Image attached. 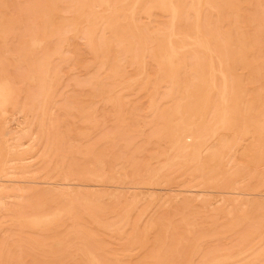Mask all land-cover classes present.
Here are the masks:
<instances>
[{"label": "rangeland", "instance_id": "rangeland-1", "mask_svg": "<svg viewBox=\"0 0 264 264\" xmlns=\"http://www.w3.org/2000/svg\"><path fill=\"white\" fill-rule=\"evenodd\" d=\"M200 1L0 0V264H264V0Z\"/></svg>", "mask_w": 264, "mask_h": 264}, {"label": "bare ground", "instance_id": "bare-ground-1", "mask_svg": "<svg viewBox=\"0 0 264 264\" xmlns=\"http://www.w3.org/2000/svg\"><path fill=\"white\" fill-rule=\"evenodd\" d=\"M106 1V0H105ZM182 2V1H181ZM180 2V3H181ZM200 2H203V0L202 1H200ZM206 2V1H205ZM200 4V3H199ZM204 5V4H203ZM174 6V5H173ZM200 6V5H199ZM177 7V6H176ZM181 7V6H180ZM202 7V6H201ZM203 8V7H202ZM199 11H200V9H199ZM199 13V12H198ZM198 13H197V15H198ZM175 14V13H174ZM177 15V14H176ZM198 18V17H197ZM198 24V23H197ZM196 24V25H197ZM198 26V25H197ZM200 27V26H199ZM198 27V28H199ZM198 30V29H197ZM201 32V31H200ZM202 34V33H201ZM199 35H200V33H199ZM172 37V36H171ZM173 38V37H172ZM202 40H204L203 38H202ZM205 41V40H204ZM204 43V42H203ZM179 45V44H178ZM173 46L175 47V45L173 44ZM205 46H207V45H205ZM198 47H200L201 49H202V46H200V45H198ZM208 47V46H207ZM206 47V48H207ZM203 48L205 49V47L203 46ZM208 53V52H207ZM214 53V52H213ZM194 57V56H193ZM212 63V62H211ZM210 63V64H211ZM220 63V62H219ZM214 65V64H213ZM222 66V65H221ZM211 67H213V69L212 70H214V66H211ZM222 69V68H221ZM222 71V70H221ZM197 81V80H196ZM195 81V82H196ZM196 84V83H195ZM196 86V85H195ZM197 87V86H196ZM211 87V86H210ZM189 88V87H188ZM200 88V87H199ZM211 89V88H210ZM209 89V90H210ZM231 89V88H230ZM193 90V89H192ZM202 90V89H201ZM220 91V90H219ZM198 92H199V90H198ZM226 94V93H225ZM205 95V94H204ZM198 96V95H197ZM226 96V95H225ZM224 96V97H225ZM223 97V98H224ZM231 97V96H230ZM213 98V97H212ZM231 99V98H230ZM199 100V99H198ZM204 100V99H203ZM224 100V99H223ZM213 101V100H212ZM201 101L199 100V103H200ZM223 102V101H222ZM198 103V104H199ZM207 103H208V101H207ZM201 104V103H200ZM229 105H230V103H228ZM192 106V104L190 105V107ZM195 106V105H194ZM226 106V105H225ZM196 107V106H195ZM199 108H201V106L199 107ZM191 110H192V108H190ZM189 109V110H190ZM195 108H193V110H194ZM21 110V109H20ZM192 110V111H193ZM201 110V109H200ZM229 113V112H228ZM227 114V113H226ZM194 116H196V115H194ZM193 117V116H192ZM185 118V117H184ZM225 118H226V116H225ZM2 120V119H1ZM186 120V119H185ZM3 121H5V120H3ZM192 121V120H191ZM1 122V121H0ZM5 123V122H4ZM186 124H188V123H186ZM186 126V125H185ZM227 127V126H226ZM6 129V128H5ZM23 131V130H22ZM27 131V130H26ZM4 133V132H3ZM7 133V132H6ZM23 133V132H22ZM19 134H20V132H19ZM198 134V133H197ZM5 135V134H4ZM22 135V134H21ZM10 137H11V135H9ZM13 136V135H12ZM20 136V135H19ZM24 136V135H23ZM15 137V136H14ZM27 137V136H26ZM188 137V136H187ZM189 138V137H188ZM20 139V138H19ZM190 139H191V137H190ZM15 141H17L16 139H15ZM20 142V141H19ZM18 142V143H19ZM8 143H10V142H8ZM8 145V144H7ZM27 146V145H26ZM29 146V145H28ZM13 148V147H12ZM33 148V147H32ZM30 149V148H29ZM191 150V149H190ZM191 151H193V149L191 150ZM24 153V152H23ZM192 153V152H191ZM30 154H32V153H30ZM205 154H206V152H205ZM10 158V157H9ZM31 158V157H30ZM24 160H26V159H24ZM24 160H22L23 162H24ZM34 160V159H33ZM11 161H13V159H11ZM14 162H15V160H14ZM13 162V163H14ZM26 162H28V161H26ZM30 162V161H29ZM5 163V162H4ZM11 163V162H10ZM9 163V164H10ZM6 164H7V162H6ZM28 166V165H27ZM33 169V168H32ZM37 169V168H36ZM45 169V168H44ZM4 170V169H3ZM28 170V169H27ZM30 170V169H29ZM39 171V170H38ZM24 172H26V171H24ZM37 172V171H36ZM31 174V173H30ZM32 175V174H31ZM9 176V175H8ZM22 176V175H21ZM64 179V178H63ZM9 192V191H8ZM5 195V194H4ZM40 195V194H39ZM43 195V194H42ZM41 195V196H42ZM45 196H48V195H45ZM53 197V196H52ZM57 197V196H56ZM10 198V197H9ZM32 198V197H31ZM39 198V197H38ZM8 199V198H7ZM26 199V198H25ZM40 199V198H39ZM54 199H55V197H54ZM20 200V199H19ZM1 201V200H0ZM6 201V200H5ZM23 206V205H22ZM24 208V207H23ZM35 208V207H34ZM21 213V212H20ZM43 216V215H42ZM28 217V216H27ZM35 217H37V216H35ZM34 217V218H35ZM30 218H32L31 216H30ZM27 219V218H26ZM256 226V225H255ZM260 226V225H259ZM264 226V225H263ZM260 228V227H259ZM256 229V228H255ZM261 229H262V227H261ZM257 231V230H256ZM261 231V230H260ZM259 234V233H258ZM248 236V235H247ZM256 236V235H255ZM252 237H254V236H252ZM260 237H262V236H260ZM251 239V238H250ZM259 239V238H258ZM261 240V238L259 239V241ZM182 241V240H181ZM249 241V240H248ZM256 242H258L257 240H256ZM261 242V241H260ZM252 243V242H251ZM244 244H245V240H244ZM256 244V243H255ZM252 245H253V243H252ZM252 245H251V247H252ZM240 245H238V247H239ZM254 247V246H253ZM262 247V246H261ZM264 247V246H263ZM249 248H250V245H249ZM218 252V251H217ZM213 253V252H212ZM211 254V253H210ZM217 255H219V253L217 254ZM225 256H227V255H225ZM212 257V256H211ZM210 258V257H209ZM217 258V257H216ZM208 259V258H207ZM211 259V258H210ZM210 259H208V260H210ZM215 259V258H214ZM204 260H205V258H204ZM213 260V259H212ZM211 262V261H210ZM219 262V261H218ZM205 264H206V262H204Z\"/></svg>", "mask_w": 264, "mask_h": 264}]
</instances>
